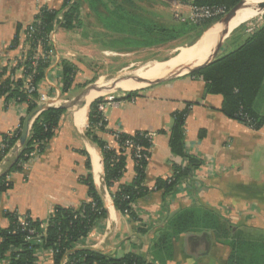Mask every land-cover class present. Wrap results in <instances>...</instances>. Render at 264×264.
<instances>
[{"label": "crops", "instance_id": "1", "mask_svg": "<svg viewBox=\"0 0 264 264\" xmlns=\"http://www.w3.org/2000/svg\"><path fill=\"white\" fill-rule=\"evenodd\" d=\"M61 4L62 0H0V67L14 68L13 79L24 78L23 65L18 64L19 56L29 49L23 36V28L33 21L43 5L51 9H59ZM177 7L182 13L186 11V15H189V4H178ZM8 9L12 12L8 13ZM7 14L12 18L8 21L9 26L13 24L12 28L8 26L5 29L3 26L7 22ZM17 24L22 25L19 42L15 48L10 49L9 44L14 37ZM237 28L218 43L217 49L218 44L213 49L212 54L216 52L214 59L223 55V46L235 33H241ZM204 30L193 41L165 46L161 50L164 53L161 56L148 55L147 51L152 50L153 46L139 45L140 42L122 34L121 31L113 33L108 37L113 42L110 49L114 54L111 62L114 63V67L119 66L123 69L131 67L136 58L127 66L121 65L122 58H118L117 55L121 57L135 55L139 57L140 66L147 65L153 60L176 58L181 53L177 46L189 45V48H192L201 38ZM102 31L98 34H107ZM71 36L70 30L60 25L54 31V53L50 56L44 77L37 85L38 103L44 98L46 104L50 105L63 102L56 103L63 94L61 93L62 59L75 64L79 71L83 70L81 66L85 61L82 56L79 60L66 56L67 52L70 53L78 47L82 52L87 53L90 50L89 44ZM123 51L122 54L117 53ZM209 55L210 52L200 59ZM205 62H196L197 64L182 62L174 69L199 66ZM171 72L172 70L164 76ZM188 73L190 72L153 84L141 82V86L131 90L120 87L118 93L111 96V100L104 101L101 109L106 120V129L99 134L112 148H117L113 132L128 134L138 130L155 132L144 180V184L150 188L157 177L170 176L173 171L172 162L174 159L178 160L172 155L168 145L173 122L172 112L184 108L186 103L193 104L185 121V147L187 152L201 158L203 164L195 169L190 180L181 184L168 204L163 202L161 192L157 191L139 198L134 203L133 208L138 216L136 220L115 209L111 192L118 184L129 183L133 179L134 160L129 153L125 154V170L121 178L111 189H108L104 183L100 150L85 135L88 106L92 100L86 107L82 122L77 121L76 109H81L84 105L67 108L46 148L42 152L33 151L20 170L12 171L7 175L11 187L0 192V227L5 228L9 225L5 212L27 215L34 220H46L56 206L77 207L81 203L88 202L90 199L87 186L82 178L90 173L106 209V216L92 227L87 236L76 245L77 248H92L114 257H121L129 252L138 253L149 262L156 264H225L230 247L222 242L224 237L208 228L179 234L172 241L171 250H168L167 255H162L165 259L161 263L155 258L152 248L160 229L165 228L167 218L178 210L188 207L201 205L214 207L220 219L232 226L230 234L235 230L255 232L264 229V201H260V198H264V192L255 189L264 182L261 183L248 176L251 158L256 152H259V158L261 157V162L264 163V125L254 130L235 119L226 117L220 111L222 97L218 94L204 93V82ZM130 77L117 80L131 79ZM149 78L152 77L142 79ZM71 89L73 87L65 93ZM132 91L135 94L127 97L128 92ZM259 110L264 114V100L259 101ZM27 114L26 103H19L14 99L6 101L0 97V142L3 135L18 128L21 119L25 120ZM34 117L29 122V129ZM200 130L203 131L201 136ZM82 150L88 155L90 169L86 168V156ZM12 158L13 154L10 150L0 162V175L10 167ZM250 197L253 200L251 202ZM52 258L51 250L42 248L35 264H52ZM1 260L4 262L5 258Z\"/></svg>", "mask_w": 264, "mask_h": 264}, {"label": "trees", "instance_id": "2", "mask_svg": "<svg viewBox=\"0 0 264 264\" xmlns=\"http://www.w3.org/2000/svg\"><path fill=\"white\" fill-rule=\"evenodd\" d=\"M91 10H96L97 4L102 0H83ZM190 6L223 5L227 12L240 0H183ZM80 2L78 0H62L59 9L42 6L34 16L35 32L30 39L28 55L35 49V42L41 39L43 49H49L47 35L54 29L55 24L72 29L79 23ZM116 13V18L121 26L130 31H123L139 45L155 46L165 44L186 35L196 39L204 29L218 22L220 17L210 18L193 23L184 20L180 24H163L154 21L142 14L125 11L123 8ZM226 12V13H227ZM61 16L57 23L58 16ZM264 15V11L261 16ZM256 18V17H255ZM37 20V21H36ZM244 28L245 24L238 26ZM21 24L16 25V32L9 48L18 45ZM122 32V31H121ZM183 46V45H182ZM24 61V60H23ZM19 61L24 68V78L30 71L29 59ZM49 65V59H39L32 72V84L37 87L44 77ZM14 68L0 67V97L6 101L14 99L16 102L26 103L28 113L38 104L37 89L28 93L24 88V78L13 79ZM77 67L72 62L61 60V93L67 92L73 85ZM189 75L199 78L204 82V93L218 94L222 97L220 111L228 118L235 119L251 129L258 130L264 125V114L259 110V101L264 100V19L256 28H252L243 42L234 50L223 54L204 67L193 70ZM135 92H128L127 97ZM104 98H96L88 106L86 137L99 148L103 167L104 183L108 189L121 178L125 170L126 153L134 160L135 175L129 183H120L111 192V197L116 210L126 214L129 218L138 219L133 205L141 197L151 192H161L165 204L178 192L181 184L192 178L195 169L203 164V160L187 152L185 147V121L192 103H186L184 108L172 112V127L168 136L170 152L178 160L172 162V174L168 177H157L152 187L144 184L145 170L148 160L136 159L134 146L149 147L150 157L151 142L145 137L142 130L132 134L113 132L117 148H112L100 136L105 131L106 120L98 108L104 103ZM67 108L58 106L50 107L39 112L33 119L25 144L20 148L15 161L0 175V192L11 187L7 175L20 170L22 163L27 161L33 151L42 152L51 137L55 134L62 115ZM24 118L14 131L3 135L0 142V162L12 150L22 131ZM200 130L199 135H202ZM128 142L134 146L128 149ZM86 168L90 169L87 153ZM87 186L89 201L77 207L56 206L52 214L46 219L44 230L39 228L40 220L31 221L30 226L35 227L39 237L34 241L25 239L26 231L21 230L14 212H5L9 225L0 227V260L8 258V264H35L37 248L52 249V264H156L149 262L144 256L129 252L121 257H114L92 248H77L76 245L87 236L96 223L106 216V209L101 196L97 191L90 173L82 178ZM29 219V216H27ZM165 228L160 229L156 241L153 243L155 258L161 263L162 255L171 250V244L179 234L185 231L199 229H212L222 237V242L230 247V252L225 264H264V235L251 236L239 230L232 234V226L220 219L214 209L207 206H195L180 209L167 218Z\"/></svg>", "mask_w": 264, "mask_h": 264}, {"label": "rangeland", "instance_id": "3", "mask_svg": "<svg viewBox=\"0 0 264 264\" xmlns=\"http://www.w3.org/2000/svg\"><path fill=\"white\" fill-rule=\"evenodd\" d=\"M78 1L80 2V9H79V12H80L79 21L80 22L77 25H74L72 29H68V30H70L71 32V35H72L71 38L80 40V42L82 43L84 42L85 44L86 43L89 44L90 50L86 53V51L82 52L80 50V47H78V48H75L70 53L67 52L68 55L66 57L79 60V57L82 56L83 61L85 62H83V66H81L80 62H78L80 63V66L82 67L83 70L79 71V69L77 68V72H76L74 82L72 85L73 89H71L68 93L61 94V98H59L60 101H56V103L73 99L84 88L94 83L95 80H97L98 77L100 76H103L106 80H111L112 82L110 85H112L116 79L129 77L130 76L129 73L135 71L136 68H137L136 71L143 70L149 64L155 61H158V60H153V61L148 62L147 65L144 64L143 66H140L141 64L138 62L139 57H135V55H132V56L122 55V57L121 55L120 56L117 55L118 58H122L121 65L126 64L128 66L132 59L133 60L134 58L136 59H135V62H133V65L128 68L122 69L119 66L118 67L113 66L114 63L111 62V59L114 54L112 53V50H110L113 42H111V40L108 39V37H111L113 33H117L119 31H122V34H126L123 31H130V29H127V27H124V26L122 27L121 24L117 20L114 19L116 18V13L120 12L119 9L123 8L125 11L131 12V13H135L138 15L142 14L144 17H149L152 20L158 21L163 24H171V23L180 24L182 21L175 16L176 12H178L183 18H185L186 21L189 20V17L186 15L187 12L185 11L182 13L181 10L178 9L177 7L178 4H181V5L187 4V2L183 0H102L101 3L97 4L96 10H91L88 7L87 3H85L83 0H78ZM43 6H46V5H43ZM7 12L9 13L12 11L8 9ZM6 17H7L6 18L7 22H5L3 26L5 29H7L9 26L10 22L8 21L12 20L9 14H7ZM263 19H264V15L262 16L260 15L256 17V19L254 18L253 20H249L248 22L244 23L245 24L244 29L243 27L242 28L238 27L239 29L238 28L237 29L241 33H235L227 41L226 45H224L222 49L223 54H226L229 51L234 50L236 47H238L243 42V40H245V38L247 37L251 29L258 27L263 22ZM58 21L59 19H57V23ZM12 24L9 26V28H12ZM58 27L59 25L55 24L54 29L56 30ZM103 29L104 31H102ZM100 31L106 32L107 34L100 35L98 34ZM192 35L193 33H191L190 35H186L182 39L175 40L174 42H168L165 44L153 46V49L147 51V53L148 55H151V56H161L164 54L161 50L164 49L165 46H168L174 43H182L183 41L190 42L192 41L191 39ZM130 36L131 35H129V38ZM178 47L179 46H177V48ZM49 48L50 49L52 48L53 53H54V45L52 44V47H49ZM27 52L28 51L26 50L24 53L25 54L24 61L27 58L29 59L32 55L35 54V49L32 51V54L30 55H28ZM117 53L122 54L124 53V51L117 52ZM25 82L26 80H24V84ZM131 89L133 88H127L126 90H131ZM116 93H118V88L114 90L110 89V91L108 90L107 93L102 95L101 98H104L105 100L108 97H111ZM42 103L44 104L46 103V98H44L38 104H42ZM257 158H259V152H256L251 158L250 167L248 169V173H249L248 176L262 183L264 182V163L261 162V157L259 158V160ZM252 188H255V187H252ZM255 189H259V191L264 192V183H262L258 188H255ZM251 190H254V189H251ZM260 199H261L260 200L261 202L264 201V198H260ZM249 201L250 202L253 201L251 200V197ZM217 207L219 208L220 206H217ZM241 232L250 234L251 236H257L259 234L264 235V229L255 230V232H252L251 230H249V232L248 231H241ZM257 232H260V233L252 234V233H257Z\"/></svg>", "mask_w": 264, "mask_h": 264}, {"label": "bare ground", "instance_id": "4", "mask_svg": "<svg viewBox=\"0 0 264 264\" xmlns=\"http://www.w3.org/2000/svg\"><path fill=\"white\" fill-rule=\"evenodd\" d=\"M263 1L264 0H243L239 7L236 9L235 13H233V15L228 20H219L218 22L214 23L206 30H204L201 38L196 42L195 45H193L192 48H189V45L179 46L177 49L181 53L179 56H176V58L155 61L149 64L145 69L137 71L135 70L129 73V75L139 78L152 77L146 79L151 80L157 77L164 76L166 73L177 67V65H181L182 62H193L197 64L203 61H208L212 56L213 49L221 40H223V38L228 36L230 32H232L241 24H244L249 20H253L255 17H258L263 13L264 8H257L258 4ZM208 52H210V55L208 57L200 59L202 58L201 56H207ZM111 82V80H106L104 77L98 78L96 84L102 89H92V91L85 96L84 107H82L81 109H76L78 113L77 121L82 122L86 107L92 100L107 93L108 90L105 89V87L112 86V89L120 87L127 89L137 88L138 86H141V82L132 79H125L121 81L116 79L115 82L110 85ZM113 85H117L118 87Z\"/></svg>", "mask_w": 264, "mask_h": 264}, {"label": "built area", "instance_id": "5", "mask_svg": "<svg viewBox=\"0 0 264 264\" xmlns=\"http://www.w3.org/2000/svg\"><path fill=\"white\" fill-rule=\"evenodd\" d=\"M227 10L225 8V6L223 5H202V6H190V13L188 15L189 20L193 23H197V22H201L210 18H214V17H220V16H224L226 14ZM175 16L177 18H179L181 21H184L185 18H183L178 12H176ZM61 16H58V19L61 20ZM37 21V20H36ZM34 20L32 22H30L29 24H27L24 28H23V36L24 39L27 43V45L29 46L30 44V39L32 38L34 32H35V25H34ZM54 31L55 29L51 30L49 32V34L47 35V45L49 47H52L53 44V37H54ZM52 42V43H51ZM25 53V52H24ZM22 54L19 56V60L23 61L25 59V54ZM53 54V49L49 48V49H43V43L41 39H37V41L35 42V54L32 55L29 58V72L26 75V82L23 85V88L28 92H32L34 90L37 89L36 86H34L32 84V72H34V68L37 64V61L39 59H50V56ZM112 97H108L105 100H111ZM102 105L103 103H100L98 105V108L101 110L102 109ZM105 118V117H104ZM145 132V137L151 142L152 144V138L155 135L154 131H144ZM134 145L131 142H128V149L133 147ZM149 147L146 146H140V145H135L134 146V156L136 159H140L143 158L145 160L149 159V156L146 152H148ZM32 155V153L30 154V156ZM24 165V162L22 163V166ZM16 214V218H17V222L19 224V226L21 227V230H25L26 231V237L25 239L28 241H34L37 239V237H39V234L37 233L35 227L30 226L31 221H33L34 219L30 218L28 219L27 215H20L17 214L16 212H14ZM46 227V220H40V225L39 228L44 230ZM45 249V248H44ZM50 249V248H49ZM41 248H37L35 250V255L38 256L40 253ZM52 254H53V250L50 249ZM67 259H63L61 264H65ZM0 264H8V258H5V261L3 262V260L0 261Z\"/></svg>", "mask_w": 264, "mask_h": 264}, {"label": "water", "instance_id": "6", "mask_svg": "<svg viewBox=\"0 0 264 264\" xmlns=\"http://www.w3.org/2000/svg\"><path fill=\"white\" fill-rule=\"evenodd\" d=\"M243 0H240L236 5H234L220 20L222 19H229L233 13H235L236 9L239 7V5L241 4ZM257 8H264V1L259 3L258 4V7ZM219 47V44L218 46L216 47V49ZM216 55V52H214L211 56V58L206 61L204 64H201L199 66H186V67H180V68H177V69H174L172 70V72L164 77H161V78H155V79H151V80H144L142 78H139V77H130L131 79L135 80V81H139V82H144L146 84H153V83H158V82H162V81H165V80H168L170 78H173V77H176V76H179L181 74H184V73H187V72H191L193 70H197V69H200L202 67H204L205 65H207L208 63H210L214 57ZM100 86H98L96 84V82L88 85L86 88H84L80 94H78L77 96H75L73 99L71 100H66V101H63L61 103H59L58 105H50V104H37V106H35L26 116L25 120H24V123H23V127H22V131H21V135L15 145V147L11 150L12 151V154H13V158L11 159L10 161V164L11 165L17 155H18V152L20 150V148L25 144L26 142V139H27V136L29 134V122L30 120L32 119L33 116H36L39 112H41L42 110L44 109H48L50 107H54V106H58V107H62V108H70L72 106H75V105H84L85 104V96L87 95V93L92 90V89H99ZM107 88L108 90H110L112 88V86H110L109 88L108 87H105Z\"/></svg>", "mask_w": 264, "mask_h": 264}]
</instances>
